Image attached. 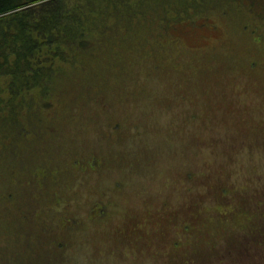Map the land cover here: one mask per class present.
<instances>
[{"label": "rangeland", "instance_id": "1", "mask_svg": "<svg viewBox=\"0 0 264 264\" xmlns=\"http://www.w3.org/2000/svg\"><path fill=\"white\" fill-rule=\"evenodd\" d=\"M238 10L213 13L205 22L194 17L195 25L175 30L179 43L168 55L150 58L144 47L134 49L135 56L129 52L132 68L124 87L110 89L123 88L124 96L112 95L113 104L99 109L98 123L84 114L57 121V139H66L57 147L58 163L72 166V154L87 155L92 148L105 163L71 167L76 177L60 194L61 206L71 201L73 212L87 219L89 202L103 196L107 216L88 218L66 246L53 240L54 225L44 231L37 221L26 219L22 228L0 221V243L12 249L14 233L41 230L40 246L57 247L39 264H180L192 251L213 245L222 257L208 264H264V247L252 249L255 239L238 257L222 238L226 227L244 234L248 218L263 213L257 203L264 200V25ZM154 62L160 66L152 69ZM136 87L130 95L127 90ZM109 121L119 123L115 139L105 126ZM223 179L242 188L239 194L253 201L249 209H236L226 222L218 204L201 214L185 207L196 190ZM7 185L0 176V194Z\"/></svg>", "mask_w": 264, "mask_h": 264}, {"label": "trees", "instance_id": "2", "mask_svg": "<svg viewBox=\"0 0 264 264\" xmlns=\"http://www.w3.org/2000/svg\"><path fill=\"white\" fill-rule=\"evenodd\" d=\"M234 6L264 25V0H0V176L8 181L0 194L1 209L5 208L3 213L0 209V221L15 228H22L26 219L37 221L44 231L54 225L58 233L52 230V237L57 235L53 240L66 246L73 240V230L88 218L97 221L107 216L109 202L103 196L89 202L87 219L73 212L71 201L61 206L60 194L76 177L71 167L85 170L105 163L95 148L87 155L72 154V166L58 163V148L66 139L58 141L62 127L57 121L64 114H84L98 123L99 109L106 111L113 104L112 95L124 96L123 88L113 93L110 89L124 87L132 68L129 52L135 56L132 51L144 47L150 58L168 55L172 44L179 43L175 30L195 25L194 17L210 21L213 13ZM127 91L138 93L137 87ZM118 125L105 123L111 139L118 137ZM222 181H209L204 191L196 190L185 207L201 214L218 204L224 220L236 209L251 207L253 201L239 194L242 188L229 179ZM207 200L214 206H208ZM257 204L263 213L248 218L251 222L244 234L239 237L234 230L228 233L229 227L224 230L225 245L238 257L249 250L252 239L258 242L252 249L264 247V200ZM32 209L41 211L33 214ZM14 234L12 249L0 243V264H39L57 247L40 246L41 230ZM219 251L214 245L192 251V257L180 264H208L213 256L222 257Z\"/></svg>", "mask_w": 264, "mask_h": 264}]
</instances>
